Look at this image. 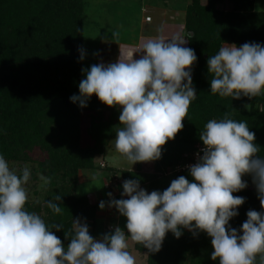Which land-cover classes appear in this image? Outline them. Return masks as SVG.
Wrapping results in <instances>:
<instances>
[{"label": "clouds", "instance_id": "obj_1", "mask_svg": "<svg viewBox=\"0 0 264 264\" xmlns=\"http://www.w3.org/2000/svg\"><path fill=\"white\" fill-rule=\"evenodd\" d=\"M156 32L130 55L121 53L115 62L82 69L79 94L69 97L80 107L93 94L107 106H120L114 147L131 165L161 158L162 146L184 127L182 120L197 98L192 79L197 56L184 46L190 33H168L163 25ZM79 51L83 60V49ZM206 63L211 94L235 99L264 95V44L224 43ZM199 139L203 154L188 167L192 180L180 175L163 191L151 192L136 179L123 180L121 197L127 198L106 195L107 206L126 217L124 228L114 226L95 238L86 218L72 217L67 244L52 231L63 229L62 224L48 225L25 207L30 169L17 171L0 154V264H137L129 240L155 253L168 232L179 238L184 229L194 237L200 232L210 237V259L218 264H264V156L257 155L261 149L255 133L247 121L225 112L204 124ZM245 175L251 176L260 211L248 210L237 228L230 220L246 198L233 193L248 186ZM41 179L51 182L44 175ZM60 201L56 194L44 205L61 214ZM105 206L101 200L98 207Z\"/></svg>", "mask_w": 264, "mask_h": 264}, {"label": "trees", "instance_id": "obj_2", "mask_svg": "<svg viewBox=\"0 0 264 264\" xmlns=\"http://www.w3.org/2000/svg\"><path fill=\"white\" fill-rule=\"evenodd\" d=\"M255 2L190 0L185 6L184 30L190 33L186 47L194 49L197 56L192 65L197 98L182 120L184 127L162 146L161 158L150 161L153 171H144L145 162H137L135 170L122 173L120 192L125 179H136L140 185L148 182L149 192L157 190L159 174L169 167L177 170L187 161L203 145L199 133L204 124L222 118L225 112L233 119L247 121L261 149L257 155L264 156V95L235 99L211 94L206 63L224 43L237 47L245 42L264 44V9L256 8ZM83 14L84 0H0V154L8 161L37 162V171L51 178L42 198L27 200L25 207L40 214L48 225L62 224L63 229L52 231L64 244L69 242L65 234L71 233L72 217L88 221L95 212L87 196L72 195L68 182L74 180L79 169L92 166L93 153L114 132L111 118L116 114L95 94L86 107L69 100L71 95L79 94L82 80L79 49L84 35ZM85 111L90 113L86 132L93 140L91 146L81 143ZM35 149L46 156L34 159ZM177 172L174 179L180 175L193 179L187 170ZM58 181L61 184L57 187ZM54 192L61 195V214H54L44 205ZM233 195L246 198L238 206L239 214L230 220L238 228L247 219L248 210L260 211V202L254 189L245 188ZM134 247L147 253V264H218L210 259L213 249L204 232L179 238L168 232L155 253L139 244Z\"/></svg>", "mask_w": 264, "mask_h": 264}, {"label": "rangeland", "instance_id": "obj_3", "mask_svg": "<svg viewBox=\"0 0 264 264\" xmlns=\"http://www.w3.org/2000/svg\"><path fill=\"white\" fill-rule=\"evenodd\" d=\"M190 0H84L83 14V43L82 49L84 59L81 70L89 68L98 63L115 62L122 54L130 55L139 45L141 40L153 37L157 34L158 27L163 25L166 32L184 30V9ZM206 0H201L204 3ZM256 8L264 9V0H256ZM150 16V21L146 23L145 18ZM224 45V44H223ZM186 47V44L184 45ZM133 58L138 59L139 54L134 53ZM81 78L84 74L81 71ZM116 114L111 118L113 133L104 138L101 145L93 153V164L91 167L79 169L74 180L69 181L73 196L85 195L88 202L95 209L92 219H89V233L93 237L99 238L102 234L111 231L114 226L124 228L126 217L118 213L114 207H108L110 199L106 194L111 192L112 198L121 197L118 184L122 181L124 171L135 170L136 163L131 165L123 158L114 147L116 129L121 127L119 122L120 106H110ZM248 104L244 105V109ZM109 112H104L108 118ZM90 119L88 111L83 112L81 120L82 145L91 146L93 140L89 138L86 128ZM102 148V150H101ZM34 159L45 157L46 153L35 149ZM8 161V160H7ZM11 168L19 171L27 166L31 171V177L25 185L28 193V201L40 200L48 189L47 184L41 179V174L37 171V162L8 161ZM144 171H153V163H144ZM175 167L167 168L160 178L157 190L163 191L177 174ZM45 176V175H44ZM242 179L248 181L246 188L255 189L251 176L245 175ZM61 184L58 181L57 187ZM149 191V185H140ZM55 196V192L51 197ZM105 201V208L98 207L99 202ZM73 202V198H71ZM126 230V229H125ZM192 235L187 229L183 230L181 236ZM134 242L129 240V250L136 257L137 264H147V253L138 251L134 247Z\"/></svg>", "mask_w": 264, "mask_h": 264}, {"label": "built area", "instance_id": "obj_4", "mask_svg": "<svg viewBox=\"0 0 264 264\" xmlns=\"http://www.w3.org/2000/svg\"><path fill=\"white\" fill-rule=\"evenodd\" d=\"M151 19H150V16H147L145 18V21L146 22H149ZM203 145H199L195 150L194 152L189 156L188 160L185 161L182 165H178L176 168L177 170H187L188 171V167L192 164H194L198 158V154L199 155H202L203 153L200 151V149H202Z\"/></svg>", "mask_w": 264, "mask_h": 264}, {"label": "crops", "instance_id": "obj_5", "mask_svg": "<svg viewBox=\"0 0 264 264\" xmlns=\"http://www.w3.org/2000/svg\"><path fill=\"white\" fill-rule=\"evenodd\" d=\"M147 23V22H146ZM186 44H187V42H186Z\"/></svg>", "mask_w": 264, "mask_h": 264}]
</instances>
